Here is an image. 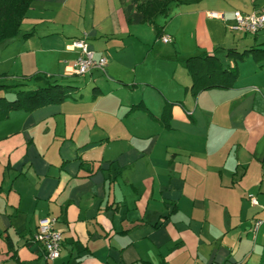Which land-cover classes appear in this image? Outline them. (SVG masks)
Returning a JSON list of instances; mask_svg holds the SVG:
<instances>
[{"label":"crops","instance_id":"1","mask_svg":"<svg viewBox=\"0 0 264 264\" xmlns=\"http://www.w3.org/2000/svg\"><path fill=\"white\" fill-rule=\"evenodd\" d=\"M262 10L181 0L143 23L134 0H33L0 42V85L83 89L0 123V264H264V30H229L233 12ZM82 37L104 72L67 73ZM191 57L235 67L234 86L193 96ZM46 217L62 234L55 261L33 242Z\"/></svg>","mask_w":264,"mask_h":264},{"label":"trees","instance_id":"2","mask_svg":"<svg viewBox=\"0 0 264 264\" xmlns=\"http://www.w3.org/2000/svg\"><path fill=\"white\" fill-rule=\"evenodd\" d=\"M33 0H0V42L14 38ZM181 0H134L136 12L143 23H153L157 16H166L172 4ZM156 37L161 38L160 28H155ZM252 51L238 54L232 52L233 61H243ZM184 68L191 79L190 92L193 96L211 89H229L234 86L238 72L235 67L223 66L214 57H191L185 60ZM42 85L24 89V84L0 85V123L12 114L29 113L36 109L60 104L70 97V86L60 85L52 78L33 77L27 80ZM11 98V99H10ZM140 109L135 106L130 112Z\"/></svg>","mask_w":264,"mask_h":264},{"label":"built area","instance_id":"3","mask_svg":"<svg viewBox=\"0 0 264 264\" xmlns=\"http://www.w3.org/2000/svg\"><path fill=\"white\" fill-rule=\"evenodd\" d=\"M210 18L223 19L221 13L210 12ZM232 33H241L250 36H256L259 32L264 30V10L253 13H242L239 11L233 12V20L229 27ZM161 42L169 44L172 42L168 36L161 37ZM68 48L78 52L77 58L67 68V73L70 75L83 77L94 69L104 72L106 67V59L101 57L95 58L94 52L90 49L86 38L82 37L73 40ZM249 201L252 205L256 206L255 198L249 196ZM262 224V221L257 220L253 224V232ZM56 220L53 217H46L38 221L33 242L41 245L44 252V259L46 261H55L60 257L62 246V234L55 228Z\"/></svg>","mask_w":264,"mask_h":264},{"label":"rangeland","instance_id":"4","mask_svg":"<svg viewBox=\"0 0 264 264\" xmlns=\"http://www.w3.org/2000/svg\"><path fill=\"white\" fill-rule=\"evenodd\" d=\"M74 81H78V79L77 80H73V82H72V80H71V82H70V84H66L67 83V81H58L57 83L58 84H60V85H69V86H73L74 84H78V87H79V89L80 90H82L83 88H82V82H80V81H78L77 83L75 82L74 83ZM72 90V89H71ZM88 91V90H87ZM11 99V98H10Z\"/></svg>","mask_w":264,"mask_h":264}]
</instances>
